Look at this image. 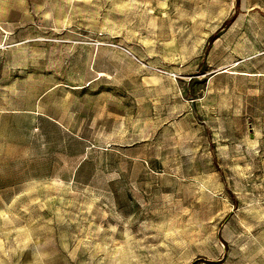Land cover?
I'll use <instances>...</instances> for the list:
<instances>
[{
  "label": "rangeland",
  "instance_id": "rangeland-1",
  "mask_svg": "<svg viewBox=\"0 0 264 264\" xmlns=\"http://www.w3.org/2000/svg\"><path fill=\"white\" fill-rule=\"evenodd\" d=\"M0 264H264V0H0Z\"/></svg>",
  "mask_w": 264,
  "mask_h": 264
}]
</instances>
